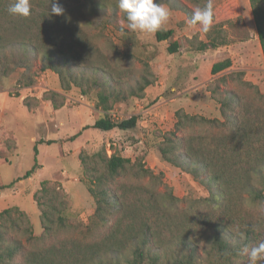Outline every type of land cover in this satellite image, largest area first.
Masks as SVG:
<instances>
[{"label": "trees", "instance_id": "16d2710c", "mask_svg": "<svg viewBox=\"0 0 264 264\" xmlns=\"http://www.w3.org/2000/svg\"><path fill=\"white\" fill-rule=\"evenodd\" d=\"M12 2L0 0V57H7L8 49L15 48L20 53L17 58L41 57L47 62L45 67L56 73L61 72V62L113 75L84 25H90V16L102 9H119L118 0H56L64 9L59 15L49 13V0H30L28 17L9 14ZM249 2L264 59V0ZM234 7L232 3L213 10L212 27L199 49L226 43L223 22ZM163 29L155 32L156 40H171L167 51L177 52L181 41L173 39L174 29ZM7 62L0 61L2 75L11 70L12 63ZM230 67L229 58L216 61L211 74ZM242 83L251 86L248 81ZM57 96L56 92L45 96L54 108L61 106ZM95 98V106L103 114L94 128L137 127L138 115L112 120L115 96L101 89ZM24 104L30 108L26 99ZM219 109L221 119L180 115L175 130H155L143 139L144 146L156 149L162 159L171 162L179 155L194 171L199 169L207 180L206 197L181 206L174 195L143 183L141 178L149 176L152 181L155 176L140 161L117 152L105 153L102 170L97 163L84 166L87 188L96 204L87 233H66L71 225L65 214V196L44 179L34 194L40 209L39 236L32 234L30 226L26 227L30 232L26 242L15 236L11 229L17 220L11 214H26L17 207L0 211V264H248L242 249L264 239V190L255 188L257 177L264 179V93L255 90L251 97L230 90ZM34 151L32 168L18 180L29 178L41 167L37 147ZM125 174L133 180L120 181L119 176ZM39 192L45 201L40 200Z\"/></svg>", "mask_w": 264, "mask_h": 264}, {"label": "rangeland", "instance_id": "374dc122", "mask_svg": "<svg viewBox=\"0 0 264 264\" xmlns=\"http://www.w3.org/2000/svg\"><path fill=\"white\" fill-rule=\"evenodd\" d=\"M154 2L170 10L163 27L174 29L173 39L181 41L177 52L168 53L171 40L157 41L155 33L131 32L124 13L109 7L90 16V25L84 27L106 56L113 75L61 62L59 75L46 68L47 62L41 57L17 58L20 53H15V48L8 49L7 57H0V61L12 63L8 74H0V111L5 115L3 118L0 114V126L5 130L2 134L0 129V183L13 182L0 188V211L17 207L26 214H11L17 220L11 233L23 241L30 235L28 226L33 235L42 233L34 194L44 179L65 196V214L71 225L66 233H87L96 204L87 188L84 166L97 163L102 170L105 153L110 156L117 152L140 161L155 176L152 181L149 176L141 178L143 183L174 195L181 206L209 194L206 177L199 169L194 171L179 155L171 162L162 159L156 149L144 146L143 139L155 130H175L180 115L221 119L219 108L230 90L251 97L255 90L264 93V59L250 2L212 0L213 10L232 3L235 7L223 22L226 43L203 49L199 46L206 41L205 32L199 24L190 25L188 21L195 8L207 3L205 0ZM226 58L231 60V67L211 74L213 63ZM22 59L24 65L18 66ZM243 80L251 86L244 85ZM101 89L116 97L110 112L111 117L117 116L113 120L138 115L136 128L103 131L93 127L103 114L95 106L96 93ZM49 92L58 94L56 100L61 106L54 108L45 98ZM18 97L26 99L30 108H25ZM5 123L11 129L6 130ZM75 134L77 137L72 138ZM32 135L36 139L32 140ZM35 147L41 167L20 181L34 164ZM129 179L133 180L128 174L119 176L120 181ZM255 188L264 190L261 176ZM39 197L46 200L42 192ZM198 253L202 255L201 250Z\"/></svg>", "mask_w": 264, "mask_h": 264}, {"label": "clouds", "instance_id": "9594fccd", "mask_svg": "<svg viewBox=\"0 0 264 264\" xmlns=\"http://www.w3.org/2000/svg\"><path fill=\"white\" fill-rule=\"evenodd\" d=\"M49 13L62 14L64 9L56 0H49ZM118 8L124 13L126 27L131 32L155 33L163 29L168 21L170 10L154 0H118ZM7 11L11 15L28 17L31 14L30 0H13ZM213 22L212 0H207L202 7L194 9L188 23L199 24L203 32H208ZM122 22V27H123ZM242 252L248 257V264H262L264 262V239L257 244L245 246Z\"/></svg>", "mask_w": 264, "mask_h": 264}, {"label": "crops", "instance_id": "0c3cea01", "mask_svg": "<svg viewBox=\"0 0 264 264\" xmlns=\"http://www.w3.org/2000/svg\"><path fill=\"white\" fill-rule=\"evenodd\" d=\"M13 97H15V96H13ZM19 99H20V102H22L23 104H24V99H23V97H18ZM24 106H25V108H27V109H29L25 104H24ZM0 114H1V116H3V118H4V113L2 112V111H0ZM5 128H6V130L8 129H11L10 127H9V124H7V123H5ZM0 129H1V126H0ZM2 130V129H1ZM4 131L5 130H2V134L4 133ZM32 140H34V139H36V137L34 136V135H32ZM2 147H1V145H0V149H1ZM43 168V167H42ZM22 179H20V181H21ZM1 185H4V183H0V186Z\"/></svg>", "mask_w": 264, "mask_h": 264}, {"label": "built area", "instance_id": "2783aa9c", "mask_svg": "<svg viewBox=\"0 0 264 264\" xmlns=\"http://www.w3.org/2000/svg\"><path fill=\"white\" fill-rule=\"evenodd\" d=\"M111 118H112V120H113V119L117 118V116H116V115H112Z\"/></svg>", "mask_w": 264, "mask_h": 264}]
</instances>
